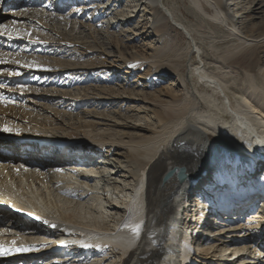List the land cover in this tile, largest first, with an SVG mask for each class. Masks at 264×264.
Segmentation results:
<instances>
[{
  "label": "bare ground",
  "instance_id": "bare-ground-1",
  "mask_svg": "<svg viewBox=\"0 0 264 264\" xmlns=\"http://www.w3.org/2000/svg\"><path fill=\"white\" fill-rule=\"evenodd\" d=\"M229 1L232 8L225 13L226 0H191L200 14L220 24L241 46L257 42L245 37L233 12L242 10V0ZM0 3L9 11L0 20V31L8 36L0 40V69L9 66L7 58L24 61L22 72L6 77L12 86L25 81L40 95L50 90L43 93L39 88L62 81L64 88L77 87L75 91L87 93L80 86L87 75L96 74L99 80L120 76L130 93L138 95L151 79H133L146 67L152 70L151 78L176 82L171 90L176 95L163 99L167 103L151 117L154 128L148 121L144 125L125 121L105 125L110 131L94 133L90 124L73 125V131L88 130L80 136L93 139L83 142L68 140L74 132L56 120L65 116L63 107L68 109L67 120L75 119L69 110L79 102L67 107L62 96L52 102L58 109L44 104L26 111L13 95L0 90V136L4 139L0 140V200H6L2 201L5 209L0 208V245L9 249L7 255H0V264H117L116 260L119 264H201L193 246L204 261L264 264V196L260 195L264 188V77L249 76L244 97L233 96L227 80L208 71L193 33L164 0ZM24 6L25 10H19ZM141 11L150 19L136 32L131 27ZM89 12L87 22L99 23L95 27L104 28L108 36L117 69L99 62L100 57L75 59L73 51L80 48L105 50L79 22ZM247 13L254 11L249 8ZM170 24L188 40L182 58L189 61L193 53L199 58V65L189 73V78L197 79L191 90L173 60L166 62L171 45H166L169 40L164 41V36L166 40ZM153 33L158 35L156 44L136 47V42ZM82 93L71 91L67 97L78 98ZM83 96L80 99L85 100ZM107 101L100 104L116 106V97L110 95ZM116 127L138 133H115ZM20 140L28 144L17 145L15 141ZM6 153H11V159ZM176 170L183 177L171 175ZM214 172L215 189L205 184ZM31 210L40 212L39 221L28 219ZM193 229L206 239L190 234ZM64 241L76 244L57 248Z\"/></svg>",
  "mask_w": 264,
  "mask_h": 264
},
{
  "label": "rangeland",
  "instance_id": "rangeland-1",
  "mask_svg": "<svg viewBox=\"0 0 264 264\" xmlns=\"http://www.w3.org/2000/svg\"><path fill=\"white\" fill-rule=\"evenodd\" d=\"M0 1H3V0H0ZM10 1L16 2V0H7V2H10ZM23 1L27 2L29 0H23ZM164 3H166L165 5L175 15L176 19L181 21L193 33V37L195 38V41L198 47L201 49V53H202L201 59L203 61V64L206 66L208 71L215 73L217 76L219 75V77H221L224 80L225 79L227 80L225 81L228 83L229 87L231 88V89L229 88V90L233 96L235 97L237 96L236 98L238 99H241L242 97H244L243 96L244 94L242 92L244 91V89L248 87L247 78L249 76H253L259 80H261L264 77V40L262 41L263 39L262 37H264L263 36L264 35V0H242L241 1L242 10L238 12L232 10L233 12L236 13V16L238 17V23L240 24L239 28L241 31L245 33V37L248 39H253V38L257 39V42L248 43L244 46H241V43L236 38L231 37L229 32L226 29H224L220 24L218 25L216 22H213L207 19L206 17H204L202 14H200L198 9H196V7L192 4L191 0H164ZM231 3L232 2L229 0L228 2L226 0V3H224L225 13H228L231 10L232 8V6L230 5ZM127 8L129 9V7ZM249 8L252 9L254 13H247ZM140 9L141 8H139V10ZM19 10H25V6L23 8H20ZM7 12L9 11L5 7L3 9L0 8V20L3 21L2 14L7 13ZM91 14L92 12H89L87 16L79 20V22L81 21L80 23L85 24L84 26L86 28H84V31L86 30L88 31V33L89 32L91 33V36L98 38V41H100L101 42L100 44H102L100 45V47L102 46L101 48H104L105 50L101 51L100 49V51L97 50L96 52L90 49L84 50L80 48L79 46H75V47L73 46L74 49L80 48V49H77L80 52L73 51V53H77V55L75 56V59L76 61H78L77 59H83V60H80L81 62H83V61H87L88 59H89L88 61H90L93 58L96 59L97 57H100L99 62L105 61L108 63L106 65L114 66L113 70L117 69L116 65L113 64V58L110 57L111 51L109 50V46H108L109 40L107 39L108 38L107 34L103 32L104 28H100L97 26L95 27V25L96 24L99 25V23L95 24L92 22L91 23L87 22V20L89 21ZM140 14H141V17L138 19L139 21L138 20L135 21L131 27V29L136 28V32L137 30L138 31L143 30L146 24H148L147 20L150 19V16L148 13L141 11ZM242 21H244V24L242 23ZM91 25H94L95 28L93 29V26ZM44 27H46V25H44ZM170 27L171 29L168 31L166 40H165L166 35L164 36V41L167 42L169 40L166 43V45L167 44L171 45L169 47L167 46L166 52H167L169 59L167 58L166 62L173 60L172 61L174 64L173 66H175L176 68V65H177L178 70L181 72L180 76L184 78L185 83L187 84L188 88L191 90L193 88L192 85L194 86L196 85L197 79L195 77L189 78V73L191 70H194V68L199 65V58H198V55L195 53H193L189 61L187 58L185 59L182 58L184 55L183 51H185V49L188 46V40L183 35L181 30L177 29L171 24H170ZM0 28H1V24H0ZM146 30H148V28ZM0 33H5V32L0 31ZM153 34L154 36L155 35L156 36L155 37L146 36L143 39H140L138 42H136L135 43L136 47L143 49L145 45L155 42L157 40L158 35L156 33H153ZM55 35L57 36L58 33H56ZM6 37H8L7 34L0 35V40ZM61 38L63 40H68L66 36H61ZM93 40L94 39H92V41ZM34 42H38V41H34ZM153 44H156V42ZM56 58H63V57L57 56ZM8 59L9 58H7L6 60L8 63L10 62L9 66H6L5 69H2V70L0 69V77L2 76V78L0 79V90L5 89L6 87L9 88L11 86L12 90L9 88L10 91H6V92L2 91V92L3 93L9 92L10 95H13L12 98L14 97L13 99H15V103L20 108L22 107L24 110L28 111L29 109L34 108L36 106L41 107V106H44V104H47L49 105L47 107H50L52 105V108L58 109L57 106L55 105L53 106L52 102L59 100L57 98L58 97L61 98L62 96H66L67 107L70 106L72 102L74 101H76L77 103L79 102L77 106L75 105V108H71L69 110L70 113H73L74 115H76V118H75L76 120L74 118H73L74 120L71 119V121L67 120L68 109L64 107L62 108V110L63 111L66 110L65 111L66 113L64 114L65 116L62 118L60 117L56 118V120H58V122L61 123L62 127L63 128L66 127V130L68 131H70L71 128H74L73 125L79 123V124H90L92 125L94 133H102L105 131H110L111 128L109 126L111 124H114V123L116 124L117 122L118 125H121V124L124 125L125 121L130 122V124L135 123L134 125L148 124L147 123L148 121L150 122V126H153L152 128H154L155 122L152 121L151 117H154L155 116L154 114L157 113L158 110L159 111L161 110L163 105L167 103L165 101L170 100L169 95L170 96L176 95V92L175 93L171 92V90L175 87V84H176L175 79H167L163 81V80L158 79L157 77L151 78L152 70L147 67L144 68L142 72L137 73L135 78L133 79V80H138V79L145 80L146 78H149V77H150L149 79H151L149 84L146 85V87H143L140 89L141 93L138 95H134L132 92L130 93L131 91L130 87L125 85V83H123L119 79L121 78L120 76L119 77L110 76L107 78L104 77L99 80V78H96V74H93L94 76L92 74L87 75V77H85L84 83L80 86L81 89H85V90L87 89L86 90L88 91L87 93L85 91L84 92L82 91L83 93L78 92L77 90L75 91V88L77 87H74L71 89L64 88L63 84H61L62 83L61 81L58 84L48 85L46 87L39 88V90H41L39 92L44 93L45 90H47V92H49L50 90L49 92L50 94L38 95V93H36V90L33 88V86H31V84L25 83V81H22L21 83V81L18 80L17 83L16 82H13V83L14 85L15 84H19V85L17 86L11 85V79H9L10 77L6 78L7 75L9 73L19 74L20 72H22L20 64H23L24 61L21 58H18V59L10 58L9 60ZM43 62L46 64L48 63L45 61ZM168 70H171V69L169 68ZM3 74L5 75L3 76ZM240 84H241V87H240ZM70 90L74 92L75 94L82 93V96L85 94L88 95L87 97L83 96L84 98L86 97L87 99L86 98L85 100L80 99V97L82 96H79L78 97L79 99L72 98L70 96L67 97L68 93L71 92ZM109 90H110V93H109ZM200 90H204V87H200ZM53 94H55L54 95L55 97L57 95L58 96L54 98ZM110 95L116 97V104H115L116 106L110 107L109 103L102 106L100 102H110V101H107V100H110ZM67 98L69 99V101ZM163 99H165V101H162ZM113 113H116V115H112ZM225 119H228V121L231 120L228 117H226ZM110 120L112 122H110ZM102 124H104V126H102ZM105 125H109V126L107 127ZM113 129L114 131H116L115 133H119V134H125V133H131V132L138 133L136 130L131 129V128L126 129L124 127H118V128L116 127ZM83 130L88 131L85 129L73 131L71 129V131L74 132V134H72L73 136H71V138H67V139L83 142L84 138H86L90 141H93V139L90 138L89 136H84V137L80 136V132ZM0 140H4L2 139V136H0ZM6 154H10L9 159H11L12 157L11 153H6ZM74 165L76 164L73 163L72 166ZM207 181H210V183ZM207 181L205 183L206 186H211L210 188L215 189L216 184H218L217 174H215L214 172L211 178H207ZM193 215L194 213L191 214L192 217ZM200 222L202 223V221ZM202 239L204 240L206 239V237L204 238L202 237ZM193 247H194L192 248L193 255L196 257V259L200 261L201 264H205V263L206 264H221L218 261V259L217 261L216 259L211 260L209 257H208L209 258L208 260L205 259L207 261H204L205 257L202 258L201 256H199V254L197 255L196 253L198 249L195 246ZM205 247L207 248L209 246H205ZM116 263L119 264L117 260H116Z\"/></svg>",
  "mask_w": 264,
  "mask_h": 264
},
{
  "label": "snow or ice",
  "instance_id": "snow-or-ice-1",
  "mask_svg": "<svg viewBox=\"0 0 264 264\" xmlns=\"http://www.w3.org/2000/svg\"><path fill=\"white\" fill-rule=\"evenodd\" d=\"M5 33H0V35H3ZM9 37H10V34H9ZM9 249L3 247L2 245H0V255H7Z\"/></svg>",
  "mask_w": 264,
  "mask_h": 264
},
{
  "label": "water",
  "instance_id": "water-1",
  "mask_svg": "<svg viewBox=\"0 0 264 264\" xmlns=\"http://www.w3.org/2000/svg\"><path fill=\"white\" fill-rule=\"evenodd\" d=\"M174 173L178 174V176H180V178L183 177V175H184V173L179 171V170H176V171L172 172L171 175H173Z\"/></svg>",
  "mask_w": 264,
  "mask_h": 264
}]
</instances>
